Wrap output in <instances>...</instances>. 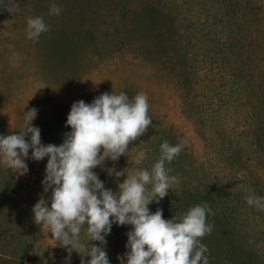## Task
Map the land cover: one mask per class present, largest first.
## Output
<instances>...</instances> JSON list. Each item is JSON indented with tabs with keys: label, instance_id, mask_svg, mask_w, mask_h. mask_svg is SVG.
I'll list each match as a JSON object with an SVG mask.
<instances>
[{
	"label": "rangeland",
	"instance_id": "1",
	"mask_svg": "<svg viewBox=\"0 0 264 264\" xmlns=\"http://www.w3.org/2000/svg\"><path fill=\"white\" fill-rule=\"evenodd\" d=\"M0 2V133L18 132L36 107L41 142L59 144L73 101L142 91L151 124L126 154L93 169L104 187L126 178L109 168L150 169L162 141L183 143L165 162L179 182L149 209L170 219L206 203L213 228L199 239L208 264H264V208L245 199L249 190L264 196V0H55L54 15L53 0ZM36 15L49 30L33 40L26 22ZM25 160V174L0 160V264H64L65 249L31 211L51 194L41 185L47 157ZM130 228L113 223L110 264H121ZM86 238L82 228L70 264H80Z\"/></svg>",
	"mask_w": 264,
	"mask_h": 264
},
{
	"label": "clouds",
	"instance_id": "2",
	"mask_svg": "<svg viewBox=\"0 0 264 264\" xmlns=\"http://www.w3.org/2000/svg\"><path fill=\"white\" fill-rule=\"evenodd\" d=\"M0 5L5 6L3 2ZM61 10L53 0L48 14ZM48 30L43 15L27 19L28 38L36 40ZM148 109V97L142 91L131 98L125 91H106L90 102L79 99L71 103L65 120L70 131L59 144L41 142L39 126L31 123L38 113L36 107L25 111L18 132L0 133V160L17 173L28 172L26 157L36 161L47 157L41 185L43 192L51 194L47 199L41 195L31 211L34 222L46 229L44 234L50 233L55 244L65 249L64 264H70L73 250L77 251L75 242L82 228L87 238L79 240L84 249L80 264H110L105 245L113 223L131 225L126 232L128 250L118 256L121 264H208L207 246L199 239L213 228L206 222V214L211 212L206 203L195 204L170 219L163 217L162 209L151 211L148 207L179 182L176 175L169 174L165 162L180 153L183 143L162 141L159 157L150 169L140 167L130 172L129 168H109V174L116 177L126 173L117 185L118 192L104 187L93 170L102 166L105 157L115 161L127 153L129 142L151 124ZM144 159L141 151L132 164L140 165ZM245 199L249 205L264 208V196L252 190ZM84 255L89 258L83 259Z\"/></svg>",
	"mask_w": 264,
	"mask_h": 264
}]
</instances>
